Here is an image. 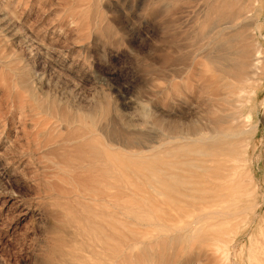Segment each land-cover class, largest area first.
Wrapping results in <instances>:
<instances>
[{"label":"rangeland","instance_id":"rangeland-1","mask_svg":"<svg viewBox=\"0 0 264 264\" xmlns=\"http://www.w3.org/2000/svg\"><path fill=\"white\" fill-rule=\"evenodd\" d=\"M211 1L0 0V264H59L62 250L71 247L75 227L49 194L60 176L52 162L80 125L67 127L60 118L76 116L85 130L93 122L120 140L162 143L152 151L159 153L174 144L168 136L192 131L195 121L209 117L195 68L206 74L211 68L209 48L200 50L208 40ZM263 96L264 91L258 100ZM260 135L261 130L253 144ZM263 152L264 143L258 144V190L246 197L248 207L264 191ZM135 164V176L116 172L118 206L131 201L117 216L115 251L89 256L75 246L90 264H249V249L263 236L258 225L264 223V206L253 223L251 209L241 213V197L239 207L232 205L242 215L228 249H205L194 229L184 231L186 218H179L175 200L137 178L144 168ZM208 222L195 226L206 228ZM120 233L129 239L123 238L126 246Z\"/></svg>","mask_w":264,"mask_h":264},{"label":"bare ground","instance_id":"bare-ground-1","mask_svg":"<svg viewBox=\"0 0 264 264\" xmlns=\"http://www.w3.org/2000/svg\"><path fill=\"white\" fill-rule=\"evenodd\" d=\"M212 2H209L211 4L207 10L208 40L200 48H209L205 58L209 60L211 68L207 74L199 73V69L195 68L199 73L195 72L199 82L196 84L200 86L199 89L206 90L207 102L202 103L208 104L209 117L205 121H195L192 131L175 136L167 135L175 141L174 144L165 147V151L153 153L154 148L164 145H150L149 141L138 142L137 137L134 141L120 140L104 132L100 126L95 127L93 122L90 126L85 124L90 127L85 130L87 127H82V121L76 116L58 119L60 124L65 123L70 128L80 125L63 140V149L52 162L60 176L49 198L54 200L55 206L68 212L67 224L75 227L71 234L72 241L68 237L74 248L67 246L70 249L62 250L59 264H90L89 259L78 252V248L89 256L101 255L103 249L115 251L112 242H115L117 232V216L124 213V206L131 201L125 200L126 205L118 206L121 203L117 201L119 198L115 191L113 192L116 188V172L119 169L123 175V171L130 170L132 174L131 170L135 168L130 167H136L135 163L145 170L140 167L137 178L140 175L152 184L153 189L161 190L168 199L175 200L173 202L171 199L170 202H176L178 210L175 209L179 218H186L184 221L187 228L182 230L187 232L194 229L191 231L196 232L195 237L201 241L199 247L208 249L217 244L219 249H228L239 224L236 217L249 209L252 210L251 222H256L255 218L264 206V191L261 199L254 201L251 207L243 203L247 196H252L258 190L254 180L261 170L262 155L256 154V148L258 144L264 143V96L258 100L264 91V0ZM200 66L203 65L197 67ZM143 112L147 117L151 115L150 110ZM93 114L91 116L95 117ZM88 118L91 119L89 116ZM260 130L259 141L253 144L252 140ZM177 140L181 142H176ZM172 141L165 143L169 145ZM149 150L151 155H147ZM253 161H258L259 164L254 167ZM125 195L129 198V191H124ZM239 203L242 205V212L238 211L240 208L232 207H239ZM202 220H208V226L196 227ZM258 227L264 231V223ZM86 230L90 231V235ZM82 234L86 238L89 236L87 240H91L87 243L84 241L86 238L84 242L78 241L77 238ZM120 235L122 239L127 238V235ZM125 241L124 246L127 245ZM258 241L253 250L249 249V264H264V232Z\"/></svg>","mask_w":264,"mask_h":264}]
</instances>
